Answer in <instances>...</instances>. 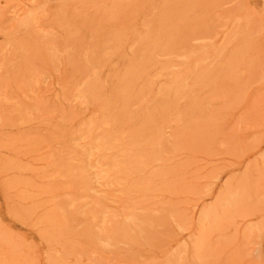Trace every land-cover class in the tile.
<instances>
[{
	"label": "rangeland",
	"instance_id": "rangeland-1",
	"mask_svg": "<svg viewBox=\"0 0 264 264\" xmlns=\"http://www.w3.org/2000/svg\"><path fill=\"white\" fill-rule=\"evenodd\" d=\"M0 264H264V0H0Z\"/></svg>",
	"mask_w": 264,
	"mask_h": 264
},
{
	"label": "bare ground",
	"instance_id": "bare-ground-1",
	"mask_svg": "<svg viewBox=\"0 0 264 264\" xmlns=\"http://www.w3.org/2000/svg\"><path fill=\"white\" fill-rule=\"evenodd\" d=\"M29 15H31V14H29ZM32 16H33V15H32ZM33 17H34V16H33ZM29 18H31V17H30V16H28V19H29ZM33 20H34V19H33Z\"/></svg>",
	"mask_w": 264,
	"mask_h": 264
}]
</instances>
